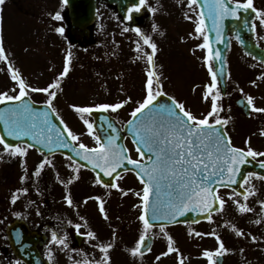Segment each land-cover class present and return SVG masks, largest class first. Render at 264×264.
<instances>
[{"label": "snow or ice", "instance_id": "6c2138e0", "mask_svg": "<svg viewBox=\"0 0 264 264\" xmlns=\"http://www.w3.org/2000/svg\"><path fill=\"white\" fill-rule=\"evenodd\" d=\"M62 2L66 4L68 0ZM5 3L6 0H0V63L6 68L14 87L0 91V105H3L0 106V124L3 125L4 133L0 135L2 153L9 157L21 158V166L27 172L23 158L27 157L31 149L38 150L42 159L32 173L38 177L46 167H54L49 158L50 154L68 150L71 154L64 152L63 155L68 161L66 167L72 175L65 180L60 179L57 173V180L65 185L64 200L69 207L77 205L68 186L79 180L82 168H90L94 173L93 185L108 190L105 195H110L111 190H116L121 196L132 194L139 201L133 204V208L139 212L137 220L141 227L133 245L127 248L129 254L143 260L145 253L152 250L150 241L160 236L167 242L166 250L155 257L156 261L176 254L177 264H184L185 257L167 230L168 225L177 223L179 217L189 213L198 214L210 224L215 223L213 213L222 212L227 203L218 189L231 188L237 183L238 176L245 181L254 176L255 173L243 176L240 166L250 162L247 158L264 156V152L254 150L248 141H245L246 147L235 146L225 127L231 117L221 115L224 112L225 92L221 90L220 79L224 77L226 80L229 76L224 68L222 51L217 46L223 43V21L225 17L230 16L240 18L241 12L253 9V0H188V8L193 13L184 14L185 19L193 23L189 36L201 41L195 48L202 51V62L208 74V82L203 85L202 92V99L208 104L204 112L192 111L176 96L165 91L164 81L167 78L160 71L162 65L157 63L158 45L137 26L132 30L138 36L135 41L137 60L144 62L143 95L136 100L125 95V98L115 102L70 105L69 107L78 114L85 132H77L70 127L56 103L59 93L63 91L62 83L72 70V52H67L62 70L46 86H33L16 67L12 54L5 46L2 29ZM145 4L146 0L134 3L128 8L129 16L126 19L132 20V14L140 12L141 6ZM196 5H201V8L198 10ZM255 11L261 18L260 25L264 27V10ZM53 19L61 20V12H55ZM206 19H211V27L207 25ZM244 23L249 24L247 17L244 18ZM251 27L255 29L256 25L252 24ZM152 30L156 31L157 26L153 25ZM55 31L63 34L64 28L56 27ZM248 55L252 53L249 52ZM261 63H264V59ZM259 79H264V72L250 83L256 86ZM238 91L241 94L238 103L248 110L249 116L253 113L264 115V107L256 105L253 95L246 93L243 88H238ZM33 94L44 97L40 101L44 107L36 106L37 101L33 99ZM130 104L134 106L124 121L121 122L111 115ZM95 113L100 115L95 116ZM123 130H127L132 136L135 156L122 142ZM85 134L92 138V146L83 142L82 137ZM261 134L264 135V129H261ZM8 138H12V142H9ZM260 167L264 168V160L260 162ZM121 171L134 173L140 184L139 189L122 188L115 182L123 179ZM104 177L111 179L106 182ZM20 179L23 182L27 176H21ZM17 192L26 194L28 188L17 189L11 196L12 203L18 199ZM255 194L256 188L250 186L242 191H230L228 199L232 200L239 214H246L253 211L248 201ZM89 200L97 201L101 216L108 220L104 196H86L82 203L87 204ZM258 203L261 205V212H264V200ZM79 220L88 229L86 233L79 232L81 223H76L73 227L89 241H96L91 247L99 253L98 259L92 253L70 248L67 232L61 235L58 231H52L49 244L58 246L61 250H69L73 254L69 256L70 264H110V250L115 246L116 240L115 230L110 240L103 241L97 232L88 226L85 217L79 216ZM197 222L195 218L192 221ZM255 223L260 224L261 220L257 219ZM68 224L72 225V221L69 220ZM230 227L237 237H244L242 229L235 224ZM153 229L158 231L154 232ZM188 235L210 236L217 242L214 249H202L201 257L206 260V264H221L225 253L232 251L225 246L224 240L215 229L200 232L189 227ZM257 239L255 235L251 236L253 242ZM48 251L51 259V249ZM240 251L243 253L245 250L242 248ZM76 255L81 258L76 259ZM14 264L21 262L16 260Z\"/></svg>", "mask_w": 264, "mask_h": 264}, {"label": "rangeland", "instance_id": "374dc122", "mask_svg": "<svg viewBox=\"0 0 264 264\" xmlns=\"http://www.w3.org/2000/svg\"><path fill=\"white\" fill-rule=\"evenodd\" d=\"M147 0L144 5V18L147 23L152 20L150 25H156L157 27L161 25L162 29L160 31V37L164 38L163 41H159V36L157 31H151L150 35L153 40L157 43L159 51L157 53V63L162 65L160 71H162L164 77H168L164 81L165 91L170 95L176 96L179 100L184 103H200L202 99L201 87L208 82V74H205L202 67V56L201 50L196 49L195 45L200 43V40L194 39L189 36L192 32L193 23L185 19V12L189 15L193 13L188 8L187 0ZM258 10H264V0H258ZM172 2V3H170ZM34 4L39 6V11H37V16H27L24 17L20 12V15L15 14H5L3 16V39L6 48L12 54L13 61L21 70L22 75L33 85L38 87L46 86L59 71L62 70L64 57L68 51L73 54V65L70 75L66 78L67 85L64 87L62 83L63 91L59 93V98L57 100V107L63 117V119L77 132H85V127L78 118V114L73 111L71 107L72 104L86 105L93 103H104V102H115L119 99L125 98V95L131 96L133 100L141 98L143 95V83H144V73L140 68L137 67L136 61L132 52L127 51L126 45H134L135 41L130 36V33L125 30L122 26L123 23L115 18V12L109 13L104 0L98 3L99 17L97 25L94 26L95 29L100 28L101 31H107L108 28L112 27L115 29L114 36L107 37L103 39L101 44L107 50H102L100 53L96 52H85L82 50L80 53V59L76 62V42L70 36V33L66 27L65 19L56 21L59 25L57 27H63V34L57 33L55 31V26L53 22L51 23V18H45L48 14L52 12L60 11L61 15H64V6L61 0H34ZM43 7L45 12H41L40 8ZM34 8V7H33ZM155 9V11H152ZM50 10V11H49ZM151 16V19H150ZM260 17H256L255 29H256V39L264 46V31L259 23ZM146 23V24H147ZM98 25H101L100 27ZM153 28V27H152ZM116 29H122L119 32ZM146 32L145 30H143ZM118 34L119 36L115 35ZM166 36L170 38H166ZM163 42V43H161ZM196 43V44H195ZM161 44V45H160ZM82 47L88 48L89 44H83ZM237 43L232 40L230 51L228 54V66H229V80L227 87V94L223 97L224 112L221 114L223 116H230L229 131L231 132L235 145H242L243 139L249 136L248 144L259 152H264V135L261 134V129L255 128L251 135L245 132L243 129L238 128V122L246 123L252 126H264V115H258L253 113L251 116L245 117L236 113L232 100L241 96L238 88H243L246 93L253 95L255 103L257 106L264 107V79L257 80L256 86L252 85L250 76V58L246 57L240 52ZM110 49V50H108ZM135 49V48H134ZM166 49V50H165ZM165 50V51H164ZM172 55H169V53ZM175 52V54H173ZM126 54V55H125ZM163 62H158V57ZM172 56V58H171ZM81 65V66H80ZM0 91L8 90L14 87V82L11 81L9 74L2 63H0ZM264 72V71H263ZM203 79V80H202ZM36 95V94H35ZM44 99L43 96L37 95ZM134 105L130 104L125 106L123 109L119 110L118 113H112L115 117L117 116L121 121L128 118V113ZM196 108L204 109V106L197 105ZM208 106L205 105V109ZM204 109V111H205ZM203 111V112H204ZM198 112V109L195 110ZM236 115L237 117H233ZM255 121L253 122V120ZM242 128V127H241ZM251 128V127H249ZM233 129V130H232ZM252 129V128H251ZM240 134L237 136L235 134ZM83 142L93 145V140L88 135L82 137ZM129 141H127L128 144ZM130 147V146H129ZM2 149L0 148V151ZM133 156H135V151L130 147ZM33 152V151H32ZM34 158L38 155L33 153ZM264 158V156H258ZM29 152L27 157L23 158L25 161V168L21 166V159L16 163L12 164L0 157V171L6 175L8 181L0 180V230L6 228V226L17 218L28 219L33 225L38 226L39 217L38 213H41L40 209H43V205L39 201H33L29 196L24 193L17 192L18 199L15 203L11 202V196L17 189L21 187H27L28 191L36 185V179L33 177L32 173L36 167L34 163L35 159ZM53 166L46 167V170H52V173L56 174L59 172L60 179H67L72 173L66 167L68 161L60 156L56 155L52 158ZM56 168V170H55ZM50 172V171H49ZM80 170L79 177L82 175ZM53 174L52 180L55 178ZM21 176H27V179L23 182L21 181ZM50 178L51 175L45 173V177ZM123 179H120V186L125 188L139 189L140 184L135 179L132 174H123ZM79 178V179H80ZM7 184L5 185V183ZM76 183V200L79 205L76 207L74 212L68 213L67 217L73 220L78 215L90 216L93 222L92 226L88 223V226L97 232L100 240L108 241L110 240L111 232L115 230L116 240L120 238V233L122 231V240L125 241L122 247V253L120 254L123 259V252L126 250V254L129 255L127 248L131 247L137 238L138 231L141 227L137 216L139 212L133 208V204L139 203L137 198L132 194L127 196H121L116 190L112 191V195L109 197L110 201V212L106 207L109 215V219L105 220L99 210L98 204L95 200H89L87 204L82 203L86 196H94L95 187L86 185L84 186L79 180ZM55 184H59L58 180H55ZM61 185V183H60ZM63 185V184H62ZM73 185V186H74ZM262 183L255 178L248 177L244 183V187L249 189L250 186L256 188V194L249 198V207L253 209L252 212L246 214H239L236 211L232 200L228 199L229 191H223L221 195L227 201L224 206V210L219 213V215L230 217H236L237 224L227 220L224 222V231L230 233V241L234 240L231 249V254L235 255L236 264H243L247 261L249 253L246 251L247 247L244 246V242L250 243V231L251 222L253 221L251 217L253 215H258L261 213V205L258 203V194L264 192V186ZM52 187H56L52 185ZM73 188V187H71ZM127 188V187H126ZM63 189V187H62ZM7 192L9 193L7 196ZM54 195L58 201V208H64L68 205L65 203L64 196H59L58 188L55 190ZM123 199V201L121 200ZM264 200V198L262 199ZM76 201V204H77ZM254 201V202H253ZM30 204L35 213H28L24 207ZM69 207V206H68ZM254 208L256 210L254 211ZM19 214V215H17ZM262 215V214H261ZM130 216V217H129ZM78 218V217H77ZM252 220V221H251ZM235 224L238 228L242 229L245 233L244 237H237L231 230L230 225ZM195 227L193 225H178L171 228L173 231L172 236L176 241V246L179 247L183 253L184 264H206V260L201 257V251L204 248H208L207 244L210 243L209 239L206 237H195L188 235V228ZM122 228V230H121ZM110 230V231H109ZM157 232V231H156ZM228 235V234H227ZM234 236V237H232ZM234 238V239H233ZM115 240V242H116ZM261 241V240H260ZM264 241V239H263ZM263 241H261L263 243ZM233 242V241H232ZM96 241H91L90 244H94ZM161 243V237L156 236L154 244V252L151 257L145 259L144 261H150L151 264H177V255H169L167 257H162L159 261H156L155 257ZM212 249L214 247L213 243H210ZM121 243L118 242L117 246L120 249ZM253 243L250 244L252 246ZM259 245V242H258ZM46 246V250L49 249ZM245 251L242 253L240 249ZM94 249V248H92ZM113 247L110 250L111 259H117L119 253ZM166 250V247L164 248ZM47 252V251H46ZM71 255L69 250L58 249L56 260L58 262H66L62 256ZM71 253V254H70ZM125 253V252H124ZM159 255V254H158ZM131 256V255H130ZM13 263L15 259L9 255L7 249L6 241L0 235V264H9L8 260ZM241 262V263H240Z\"/></svg>", "mask_w": 264, "mask_h": 264}, {"label": "water", "instance_id": "95a60500", "mask_svg": "<svg viewBox=\"0 0 264 264\" xmlns=\"http://www.w3.org/2000/svg\"><path fill=\"white\" fill-rule=\"evenodd\" d=\"M111 2H119V9L123 10L129 3H137L138 0H110ZM69 9V17L71 19V33L78 39H82L85 35L88 37L87 27L90 25L95 19L96 13V0H68L67 2ZM252 11L241 12L240 18L236 17H225L223 21V43L217 44V46L221 49L225 64L224 68L227 72L226 67V56L229 50L230 45V33L234 34L235 37L239 40L240 44L244 48L246 52H251L252 55L257 57L258 59H264V49H261L253 39V28L251 27ZM247 17L249 19V24L244 23V18ZM206 23L209 27H211L212 21L211 19H206ZM214 37V33H213ZM215 43V40H214ZM226 80L224 77H221L220 83L222 85L223 90H225ZM240 107H242L247 113L248 110L240 103H238ZM3 106V105H0ZM37 107H44L43 104H36ZM95 116L100 115L99 113H95ZM3 125L0 124V135H4L3 133ZM131 136L127 130L121 132V136L123 138V143L125 141L126 136ZM132 137V136H131ZM9 142H12V138H8ZM29 142H31L29 140ZM64 152H68V150H60L55 152L63 154ZM41 153V152H40ZM68 154H71L68 152ZM53 155V154H50ZM250 162L245 163L240 166L241 173L243 176H247L248 173H256L264 177V168L260 167V163L256 162L252 158H247ZM122 172V171H121ZM120 172V173H121ZM109 177H104L103 179L107 182ZM111 179V178H110ZM245 180L242 179L241 176L237 177V183L231 186L232 189L236 191L244 190L242 188L243 182ZM221 188V187H220ZM197 219L198 221L203 220L196 213L186 214L184 217H179L178 222H192L193 219ZM8 235L10 238V243L14 252L21 257L27 264H43L40 258V254L37 251L36 245L39 242H43L44 238L38 235L35 232L29 231L24 222H15L8 229ZM152 243V240L150 241Z\"/></svg>", "mask_w": 264, "mask_h": 264}, {"label": "flooded vegetation", "instance_id": "af4514ba", "mask_svg": "<svg viewBox=\"0 0 264 264\" xmlns=\"http://www.w3.org/2000/svg\"><path fill=\"white\" fill-rule=\"evenodd\" d=\"M14 4L20 6V8L27 6L28 8H31L34 5V0H12ZM8 4V3H7ZM107 9L109 10L108 14H111L112 12H116L117 11V5L116 4H109V6H107ZM64 10V8H63ZM65 18V16H64ZM63 20V19H62ZM101 26V25H100ZM108 30H110V28L107 29L106 34H108ZM100 39L96 38L93 36V38L91 39V42H99ZM203 91V89H201ZM197 105H202L203 104H198V103H186V106L189 107L190 109L194 110L195 106ZM16 159H18L19 157H15ZM9 162V161H8ZM11 163V162H10ZM46 169L45 168L41 175L36 177L33 176L37 181H36V185L39 184V186L35 189V196H33V199L36 200V194L38 192L43 191L44 189L46 190L47 188L45 186H41L42 182L44 181V176L46 173ZM9 179V178H8ZM7 177L5 174L2 173V171H0V180L2 181H8ZM7 184V182L5 183V185ZM41 186V187H40ZM49 190V189H48ZM41 200V199H40ZM42 201V200H41ZM215 223H202L199 224V229L198 231L200 232H210L213 229H215L218 233H219V223H220V219L219 217H214ZM76 223H81L82 227L79 229L80 233H86V231L88 230L86 227L83 226V222L80 220H76V217L72 220V225L68 224V221L65 220H60V221H52V220H45L44 222L41 223L39 229L44 230L47 234V237H51V232L52 231H58L61 235L64 234L65 232L68 233V239H69V244L71 248H75V249H80L83 250L84 252H88V253H92L94 252V249H92L91 244L88 240V238L83 235V239L81 242V245H78L76 242V246L72 243L71 239L75 238V235H78L77 230L73 227L74 224ZM210 237V236H209ZM217 244V242H216ZM209 249H212L211 246H207ZM215 247H213L214 249ZM52 256L54 254H51ZM225 259L224 262L227 264H236L237 262H235V255H232L231 252L225 253L224 255ZM81 257L79 255L76 256V259H80ZM49 259V256H48ZM98 259V258H97ZM58 264H70V263H65V262H59ZM111 264V263H110ZM120 264H124L123 261H121ZM248 264H264V248L258 246V242H253V246L252 248H250L249 251V259H248Z\"/></svg>", "mask_w": 264, "mask_h": 264}]
</instances>
